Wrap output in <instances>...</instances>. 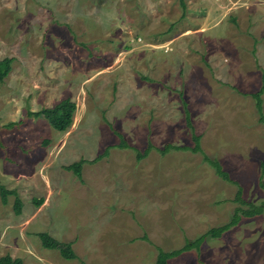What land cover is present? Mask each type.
<instances>
[{
    "label": "rangeland",
    "instance_id": "1",
    "mask_svg": "<svg viewBox=\"0 0 264 264\" xmlns=\"http://www.w3.org/2000/svg\"><path fill=\"white\" fill-rule=\"evenodd\" d=\"M5 58L0 183L15 194L6 205L0 196V259L155 264L158 248L228 224L236 184L201 153L158 151L195 146L188 113L205 154L245 200L264 202L253 96L264 83V0H0ZM65 99L77 105L67 132L28 116ZM81 159L79 180L67 167ZM39 233L78 258L43 248ZM169 264H264V212Z\"/></svg>",
    "mask_w": 264,
    "mask_h": 264
},
{
    "label": "trees",
    "instance_id": "2",
    "mask_svg": "<svg viewBox=\"0 0 264 264\" xmlns=\"http://www.w3.org/2000/svg\"><path fill=\"white\" fill-rule=\"evenodd\" d=\"M13 61L14 60L12 58H5L0 60V83H3L10 74V72L12 71ZM263 93H264V83L262 89L259 92L253 94V96L257 100V104H256L257 110L260 113L261 120H263L264 122V113H263V105H262ZM76 110H77L76 103L73 102L71 99H65L52 108H44L37 112H28V116L35 118H44L55 130L63 133V132H67L69 128L73 125ZM187 116H188L187 117L188 126L193 131V141L195 143V146L179 147L168 144L167 146L164 147V149L158 151L165 155L172 150L192 151L194 153L203 154L204 159L215 169L216 174L220 178H222L227 182L236 184L238 190L234 202L239 204V207L236 208V210L234 211L233 217L228 224L209 230L202 237H200L195 241H188L183 248L171 252H165L162 249L158 248V256L155 264H169L170 260L178 258L186 251L192 249H197L199 251L207 238H214V239L221 238L224 233L237 226L241 222L243 217L253 218L262 215L264 212V202L259 205H256L245 200L243 198L242 187L230 179L229 174L223 169L222 165L218 160L211 159L208 155L205 154V152L201 147V136L195 134L194 127L192 126V123L189 118V113ZM118 135L122 139L118 147L121 149H131V146L128 145V143L124 140L122 135L120 134ZM152 149L153 146L150 145L149 148L144 153L139 152L138 159L141 160L146 158ZM109 150L110 148L102 156H100L98 159L94 161H98L99 159L105 157ZM85 163H87V160L81 159L80 161L75 162L70 166H68L67 169L69 171H72L79 180H82L83 166ZM262 177H264V161L262 162ZM260 186L264 189V182H261ZM12 194L15 193L7 189L2 183H0V196L2 198L3 204L6 205L8 203V197ZM43 202H44L43 199L35 200L37 207H40L43 204ZM21 208H22V201L20 198H17L15 204V210L17 214L21 213ZM38 236L42 243L43 248L48 250L59 251L61 256L66 260H75L78 258L72 248L71 243L60 242L48 233H39ZM0 264H24V263L21 259H15L11 255H6L0 259Z\"/></svg>",
    "mask_w": 264,
    "mask_h": 264
},
{
    "label": "crops",
    "instance_id": "3",
    "mask_svg": "<svg viewBox=\"0 0 264 264\" xmlns=\"http://www.w3.org/2000/svg\"><path fill=\"white\" fill-rule=\"evenodd\" d=\"M205 30H206V29H205ZM201 31H202V30H201ZM221 238H222V237H221ZM221 238H219V239H221ZM192 250H194V249H192ZM200 250H201V248H200ZM200 250H199V252H200ZM179 257H180V256H179ZM155 260H156V259H155ZM172 260H173V259H172ZM170 261H171V260H170ZM170 261H169V262H170Z\"/></svg>",
    "mask_w": 264,
    "mask_h": 264
}]
</instances>
